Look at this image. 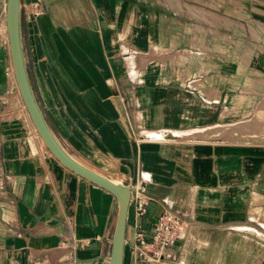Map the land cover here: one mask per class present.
<instances>
[{"label":"crops","instance_id":"1","mask_svg":"<svg viewBox=\"0 0 264 264\" xmlns=\"http://www.w3.org/2000/svg\"><path fill=\"white\" fill-rule=\"evenodd\" d=\"M4 26L0 264H109L117 197L40 137ZM21 27L61 144L115 181L145 184L149 213L130 203L124 264L139 223L164 209L183 234L152 264H264V0H21ZM234 126L249 141L217 136Z\"/></svg>","mask_w":264,"mask_h":264},{"label":"water","instance_id":"2","mask_svg":"<svg viewBox=\"0 0 264 264\" xmlns=\"http://www.w3.org/2000/svg\"><path fill=\"white\" fill-rule=\"evenodd\" d=\"M5 21L15 78L29 114L47 147L68 168L115 194L119 210L112 240L109 264H124L126 229L131 201V186L115 181L73 157L61 144L49 126L34 93L24 55L21 0H6Z\"/></svg>","mask_w":264,"mask_h":264},{"label":"built area","instance_id":"3","mask_svg":"<svg viewBox=\"0 0 264 264\" xmlns=\"http://www.w3.org/2000/svg\"><path fill=\"white\" fill-rule=\"evenodd\" d=\"M159 137L167 138V131H160ZM131 201L137 214L146 218L149 213L150 197L143 182L131 187ZM184 220L178 213L164 209L151 222L139 223L135 234L134 264H152L164 257L165 251L183 234Z\"/></svg>","mask_w":264,"mask_h":264},{"label":"rangeland","instance_id":"4","mask_svg":"<svg viewBox=\"0 0 264 264\" xmlns=\"http://www.w3.org/2000/svg\"><path fill=\"white\" fill-rule=\"evenodd\" d=\"M4 17L5 16L3 15V12L2 13L0 12V30L3 27H5L4 26L5 25V18ZM255 111L258 112L260 115L264 116V100L261 102L260 106H258V108ZM244 130H245V127L244 126H234V127H231L229 129L225 130L224 132H222L221 130H219L220 133L217 136L218 137H221V138H226V139H232V138L234 139L235 138L234 140H237L238 139V141H246L247 142V141H249L250 138L248 136L245 138V136L242 135V133H244ZM261 135H262V139L257 140L255 142L264 143V132H262ZM242 138L243 139L245 138V139L244 140H241Z\"/></svg>","mask_w":264,"mask_h":264},{"label":"bare ground","instance_id":"5","mask_svg":"<svg viewBox=\"0 0 264 264\" xmlns=\"http://www.w3.org/2000/svg\"><path fill=\"white\" fill-rule=\"evenodd\" d=\"M6 30H7V27H6ZM7 36H8V31H7ZM12 67H13V62H12ZM13 71H14V69H13ZM15 75V74H14ZM19 88V87H18ZM21 93V92H20ZM23 98V97H22ZM24 101V100H23ZM25 103V102H24ZM26 106V105H25ZM26 108H27V106H26ZM28 110V109H27ZM29 112V111H28ZM31 117V116H30ZM31 120H32V118H31ZM33 121V120H32ZM34 123V122H33ZM35 125V124H34ZM36 127V126H35ZM37 129V128H36ZM38 131V130H37ZM219 132V131H218ZM242 132V131H241ZM39 133V132H38ZM215 134V133H214ZM222 134V133H221ZM39 135H40V133H39ZM40 137L42 138V136L40 135ZM43 139V138H42ZM243 139V138H242ZM43 141H44V139H43ZM45 142V141H44ZM52 152V151H51ZM67 167V166H66ZM68 168V167H67Z\"/></svg>","mask_w":264,"mask_h":264}]
</instances>
